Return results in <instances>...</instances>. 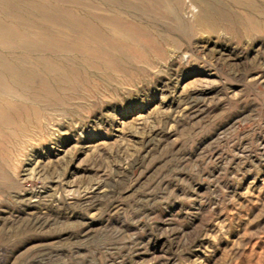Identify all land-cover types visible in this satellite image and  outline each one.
Returning <instances> with one entry per match:
<instances>
[{"label":"rangeland","instance_id":"rangeland-1","mask_svg":"<svg viewBox=\"0 0 264 264\" xmlns=\"http://www.w3.org/2000/svg\"><path fill=\"white\" fill-rule=\"evenodd\" d=\"M1 110L0 264H264V0H0Z\"/></svg>","mask_w":264,"mask_h":264},{"label":"bare ground","instance_id":"bare-ground-1","mask_svg":"<svg viewBox=\"0 0 264 264\" xmlns=\"http://www.w3.org/2000/svg\"><path fill=\"white\" fill-rule=\"evenodd\" d=\"M7 67V69L10 71V73L11 74H13V75H16V76H18L19 74H18V72L16 71V69H14L13 67H11V66H6ZM109 79V78H108ZM111 80V79H110ZM23 82H25V83H28V81L26 80V79H24L23 80ZM34 81H32L31 82V84H33L34 85V83H33ZM29 84V83H28ZM72 86H75V84H73ZM108 88V87H107ZM6 111L4 110H1L0 111V115H1V117H2V119L3 120H9V118L7 117V115H6ZM34 114H36V113H34Z\"/></svg>","mask_w":264,"mask_h":264}]
</instances>
